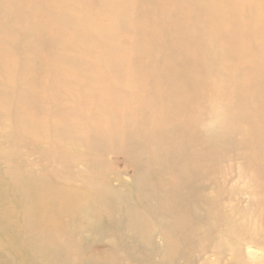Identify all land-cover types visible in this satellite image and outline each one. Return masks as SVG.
Returning a JSON list of instances; mask_svg holds the SVG:
<instances>
[{"label":"rangeland","instance_id":"rangeland-1","mask_svg":"<svg viewBox=\"0 0 264 264\" xmlns=\"http://www.w3.org/2000/svg\"><path fill=\"white\" fill-rule=\"evenodd\" d=\"M61 189L156 228L54 217ZM2 197L5 264H232L231 245L264 264V0H0ZM33 216L58 235L27 237Z\"/></svg>","mask_w":264,"mask_h":264},{"label":"bare ground","instance_id":"bare-ground-1","mask_svg":"<svg viewBox=\"0 0 264 264\" xmlns=\"http://www.w3.org/2000/svg\"><path fill=\"white\" fill-rule=\"evenodd\" d=\"M196 49L198 51L197 54L199 56H201L202 53L205 50H207V48L202 50L199 46L196 47ZM203 66H208L207 62H204ZM205 69H207V68H202V70H205ZM172 72H170V75H177V76L183 75V76L189 77L190 80H186V81H188L189 84L191 83V81H193L194 75H196L195 73L190 74L189 72H187V73H182V72H179V73L173 72L172 73ZM179 85L181 86V84H179ZM183 87L186 89V93L179 92L176 95H172L173 99L176 102L173 106L169 107L170 110L174 111V109L178 108V107L180 110L190 103V98L187 95V89L189 87L186 85H184ZM176 99H179V100H176ZM244 108L245 109L248 108V102ZM249 112L250 111L248 110L247 113H249ZM221 122L225 123V120H221ZM116 137L117 136H115L114 138H116ZM94 145L98 146L96 144H94ZM109 147H110V145H108V144H102L98 147V149L96 150V152H98V153H96V154L99 157V160L102 159L103 152H105ZM115 147L117 149L119 146H115ZM122 150H124L123 145H122ZM42 178H43V176H42ZM44 179L42 182H44ZM34 184L40 185L39 179ZM42 184H44V183H42ZM37 185H35V186H37ZM38 187L42 188L43 186L40 185ZM44 188L46 189V187H44ZM47 190L49 193H52L49 189H47ZM2 191H4V190H2ZM85 192L86 193L79 194V191L73 190V189H69V190L61 189L59 191H54V193H56V195L63 196L64 198L60 199V200H57V199H51L50 200L49 204L52 207L49 208V210L52 212V216H54V217L59 216L64 211L67 213L66 215L68 216V219L71 223L78 224V223L82 222V223H86L88 226L93 223L94 219H97L100 222H104V220L106 219L105 221H108V223L117 226V228L119 227V229L123 232L121 234V237L123 236V237L127 238L126 240L130 241L136 235V236L140 237V239L142 241L148 242L146 240V238L144 237V235H143V237L141 236V233H142L141 231L143 229L145 230L147 228V226L149 228H152V229L156 228V226L152 222L151 218H148L147 224L144 226V228H142V230L140 232H138L137 229L134 227V223L137 222L136 218H137L138 213L134 212V210L131 209V206L125 208L123 205V202H121L119 200H112V199L106 200L100 196H95L91 190H87ZM24 195H25V197H23V199L21 201L23 203L29 202L28 201L29 198H32V197L30 195H28V193H25ZM56 201H57V203L62 202L59 205H62L63 203H64V205L60 206V208H59L56 206ZM143 201L144 202H150L152 204L156 203L157 202V196L151 194L149 197H145V199ZM1 202H2V204H0V244H2V237L5 236V199L3 200V197H2V200H0V203ZM107 203H112L113 204L112 207H110V208L106 207ZM27 204H31V203H27ZM27 204H25V205L23 204L21 206V210L24 211L27 215H28L27 212H29L30 214L33 215L34 214L33 209L30 210V207H26ZM39 207L42 210L48 209L46 206H39ZM169 212L170 211H168V210H167V212L162 211L161 215H163V217L165 219H167L165 216L169 217ZM171 214H173V213H171ZM163 217H161V218L163 219ZM40 218L33 216L32 221H26L24 223L25 227L28 229L27 237L30 238V237H34V236H38V235L40 237H42L43 235H45L47 233H48V235L57 234V233H52L50 230H44L41 226H37V225L41 224L43 221H45V219H40ZM129 218L133 219V222L129 221ZM56 229L57 228L54 227V228H52V231H54ZM138 233H140V234H138ZM162 241L163 242H160V243H162L163 246H166V247L169 246L170 242H169V239L167 236H165ZM65 244H66L65 241H63V243L61 245H58V246L64 247ZM119 246H120V242H119ZM214 247L217 250V252L220 255H222L224 248H227V247L229 248V245L225 241H222L221 243L216 244ZM171 250H173V248H168L167 255H166L167 260L170 259V257L172 258V257L177 256L176 252H174V255H172ZM229 251H230L231 256H233L232 257L233 259L231 261L232 264H248L249 263L248 259H246L245 257L244 258L241 257L243 254V251H242V249H240L239 246L231 245ZM136 254L137 253H134V251H132L131 253L128 254L134 260L133 262H138V260L135 259V257H134V255H136ZM253 255L254 254H252L251 256H253ZM236 256H239L240 259H238ZM76 259H79V257ZM88 261H89L88 264H106V262H107V261L98 260L96 258V255H94ZM163 261H164V259L162 256V262ZM61 262H63V261L58 260L57 264H60ZM66 262L71 263V264H78V263L82 264L83 263V262H79L78 260L75 261V258L73 261L66 260ZM0 264H5V261L0 260ZM86 264H87V262H86ZM107 264H110V263L107 262ZM118 264H120V263L118 262ZM137 264H139V263H137ZM155 264H162V263L156 261Z\"/></svg>","mask_w":264,"mask_h":264}]
</instances>
